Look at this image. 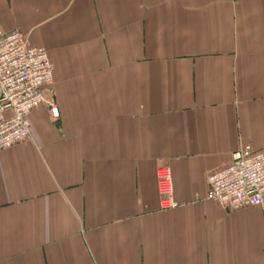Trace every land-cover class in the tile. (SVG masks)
I'll list each match as a JSON object with an SVG mask.
<instances>
[{
    "label": "crops",
    "instance_id": "0c3cea01",
    "mask_svg": "<svg viewBox=\"0 0 264 264\" xmlns=\"http://www.w3.org/2000/svg\"><path fill=\"white\" fill-rule=\"evenodd\" d=\"M0 29L54 66L0 152V264H264V204L208 200L264 149V0H0Z\"/></svg>",
    "mask_w": 264,
    "mask_h": 264
},
{
    "label": "built area",
    "instance_id": "2783aa9c",
    "mask_svg": "<svg viewBox=\"0 0 264 264\" xmlns=\"http://www.w3.org/2000/svg\"><path fill=\"white\" fill-rule=\"evenodd\" d=\"M53 79L54 66L46 48L32 46L20 30L0 29V152L31 137L29 115L47 103L44 89ZM49 105L58 117L57 106ZM156 176L161 210L176 208L171 170L159 167ZM208 185V200L229 212L263 205L264 149L243 146L228 166L208 177Z\"/></svg>",
    "mask_w": 264,
    "mask_h": 264
}]
</instances>
